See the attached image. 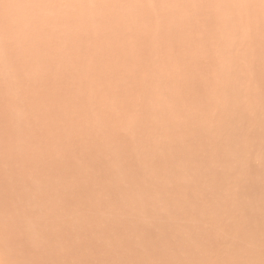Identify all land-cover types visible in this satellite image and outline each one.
Instances as JSON below:
<instances>
[{
  "label": "clouds",
  "instance_id": "1",
  "mask_svg": "<svg viewBox=\"0 0 264 264\" xmlns=\"http://www.w3.org/2000/svg\"><path fill=\"white\" fill-rule=\"evenodd\" d=\"M0 264H264V0H0Z\"/></svg>",
  "mask_w": 264,
  "mask_h": 264
}]
</instances>
